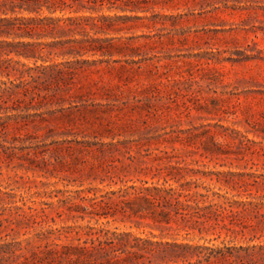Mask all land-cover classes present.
Masks as SVG:
<instances>
[{
	"label": "rangeland",
	"instance_id": "rangeland-1",
	"mask_svg": "<svg viewBox=\"0 0 264 264\" xmlns=\"http://www.w3.org/2000/svg\"><path fill=\"white\" fill-rule=\"evenodd\" d=\"M129 1L140 11L104 10L125 18L100 35L105 55L70 60L63 76L0 107V244L31 242L40 227L21 215L47 202L43 227L60 230L52 240L62 246L106 228L236 247L237 264H251L243 250L264 232L241 204L264 196V0ZM15 77L0 75V86ZM165 179L234 197L236 230L161 224L134 195L117 197ZM106 195L115 202L102 209Z\"/></svg>",
	"mask_w": 264,
	"mask_h": 264
},
{
	"label": "trees",
	"instance_id": "trees-1",
	"mask_svg": "<svg viewBox=\"0 0 264 264\" xmlns=\"http://www.w3.org/2000/svg\"><path fill=\"white\" fill-rule=\"evenodd\" d=\"M129 2L0 0V75L9 79L16 75L14 80L0 86V107L13 95L22 93L27 96L39 86L63 76L60 66L71 64L70 60L81 62L80 58L86 55H105V41L100 35H108L113 30V23L125 18L117 14L105 15L104 10L140 11L139 3ZM83 63L89 61L84 60ZM2 121L0 117V126ZM255 184L261 182L256 180ZM133 190L134 193L120 191L122 194L119 192L118 199L129 197L127 200H131L134 195L135 200L146 204L151 218L158 223L169 225L179 220L187 229L198 230L201 234L220 227L231 232L236 230L237 200L234 197L211 193L206 187L205 192L193 191L190 182L177 181L173 185L168 179L161 187ZM111 195L104 196L108 202L102 200L99 207L103 209V205L113 204L115 201ZM254 199L241 205L251 207L258 221L255 229L264 232V196ZM60 202L68 203L67 200ZM118 203L130 204L126 200ZM50 205L44 202L40 208L29 206V212L21 215L28 226L31 222L35 229L39 226L40 230L36 229L35 237L26 246L14 241L0 244V264H38L40 261L46 264H61L63 261L66 264H237L236 247L214 249L176 240L156 241L155 236L154 239L141 238L106 228L87 227L83 244L62 246L52 240L60 230L43 227L49 223L47 209ZM35 239L46 243L44 246L35 245L32 243L36 242ZM78 241H82V237ZM243 251L251 264H264V244ZM193 259H197L196 263H192ZM239 259L245 264L243 256Z\"/></svg>",
	"mask_w": 264,
	"mask_h": 264
}]
</instances>
